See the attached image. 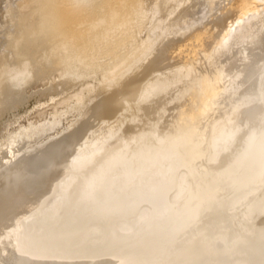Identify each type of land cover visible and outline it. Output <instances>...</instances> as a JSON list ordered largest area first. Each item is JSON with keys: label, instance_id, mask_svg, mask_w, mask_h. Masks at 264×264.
Here are the masks:
<instances>
[{"label": "water", "instance_id": "obj_1", "mask_svg": "<svg viewBox=\"0 0 264 264\" xmlns=\"http://www.w3.org/2000/svg\"><path fill=\"white\" fill-rule=\"evenodd\" d=\"M0 264H264V0H192L1 165Z\"/></svg>", "mask_w": 264, "mask_h": 264}, {"label": "bare ground", "instance_id": "obj_2", "mask_svg": "<svg viewBox=\"0 0 264 264\" xmlns=\"http://www.w3.org/2000/svg\"><path fill=\"white\" fill-rule=\"evenodd\" d=\"M191 1L13 0L16 8L9 20L17 19L21 24L9 38L5 34L7 40H0V51L6 53L4 49L13 48L21 38L26 43L20 46V52L16 48L19 64L10 68L9 63L8 70L2 57L5 53L0 54V166L73 125L102 94L119 85L141 63L178 12ZM41 3H46L45 10ZM148 18L151 22L145 26ZM27 20L28 29L24 28ZM44 22L49 33L43 32ZM55 34L61 37L62 45L46 46L45 41ZM88 50L103 51L113 62L105 66L97 83L88 80L91 75L95 77L93 69L101 63L98 57H90L88 62L86 54H82ZM74 57L86 60L85 66L89 64L92 74L77 70ZM6 114L13 115V119L6 122ZM25 117L27 123L23 124ZM14 125L15 129L8 130Z\"/></svg>", "mask_w": 264, "mask_h": 264}, {"label": "rangeland", "instance_id": "obj_3", "mask_svg": "<svg viewBox=\"0 0 264 264\" xmlns=\"http://www.w3.org/2000/svg\"><path fill=\"white\" fill-rule=\"evenodd\" d=\"M148 1V0H147ZM9 2H12V3H9ZM148 2H146V4H145V6H147L148 4H147ZM10 4H11V6H13V5H15V3H13V0H0V8H2V9H0V11H2V14H1V12H0V14H1V16L2 17H0V23H2V24H0V35H2V37L0 36V40L2 41L3 39H6L7 40V38H9V35H10V33L12 32V31H16L17 29H19V27H17V26H19V24H21V22H18V20L17 19H15V21L14 20H12V21H10L9 19L11 18L10 16H12V14H11V11H13V9H15L16 7L15 6H13V7H11L10 6ZM6 5V6H5ZM7 6H9L10 7V10H9V7H7ZM43 6H45L44 8H43ZM46 7H47V5H46V3H41V9H43V10H45L46 9ZM3 8H4V10H3ZM5 8H6V10H5ZM12 8V9H11ZM7 12V13H6ZM29 12V11H28ZM6 13V14H5ZM7 14H9L8 16H7ZM3 15H4V17H3ZM37 15V14H36ZM38 16V15H37ZM8 17V18H7ZM6 19V20H5ZM9 20V21H8ZM31 20V22H33L32 20L33 19H30ZM30 20H27L26 21V23H24V25L25 26H27V27H25L24 26V28H27L28 29V26L30 25ZM6 21H8L7 23H6ZM146 24H145V26L148 24V23H150L151 22V19L150 18H148L146 21ZM3 25V26H2ZM43 25H45V26H43L44 28L45 27H47L46 25L47 24H45V22H44V24ZM4 27V28H3ZM6 28V29H5ZM44 28H43V32L45 33H47L48 32V30H46V28H45V30L46 31H44ZM48 29V28H47ZM4 31V32H3ZM6 31V32H5ZM9 31V32H8ZM39 32H41V31H39ZM49 33V32H48ZM8 35V37L6 38V35ZM40 35V34H39ZM42 35V34H41ZM51 35V34H50ZM11 36V35H10ZM34 36V35H33ZM32 36V37H33ZM141 36H143L144 37V34L143 35H141ZM4 37V38H3ZM52 36H50L49 38L50 39H48V41H49V45H47L46 43L48 42V41H45L46 43H45V45L46 46H51L52 44H55V45H62V39H61V37H59V36H57V38H56V34H55V37H54V35H53V38H51ZM59 37V38H58ZM55 39L57 40V41H55ZM59 39L62 41H59ZM24 40V38H21V40L19 39V42H21V43H15L17 46H19V47H13V48H5L4 50H6V53H5V51H0V54H1V52L2 53H5L4 54V56H2V57H4L5 58V62H6V70H8V69H10V68H12L13 66L12 65H16L17 66V64H19V62H18V58L16 57V55L20 52V49L24 46V44L26 43V41H23ZM52 40H54V41H52ZM0 41V42H1ZM18 41V40H17ZM16 41V42H17ZM23 41V42H22ZM52 41V42H51ZM24 43V44H23ZM52 43V44H51ZM56 43H58V44H56ZM61 43V44H60ZM19 44H21V45H19ZM20 46H22V47H20ZM117 46H119V44L117 45ZM15 48V49H14ZM16 48L18 49V51H16ZM14 49V50H13ZM73 51V50H72ZM89 51V52H88ZM87 52L86 51H83L82 52V54H86V57H85V59L89 62L90 60H91V58L92 59H97V57H98V62L99 63H101V64H104V65H101L102 67H100V65L99 66H97V67H94L95 69H93V71H94V76L95 77H93L91 74H92V71L90 70V66H89V64H86V66H85V62H86V60H84V59H80L79 60V58H78V61H77V57H79V56H77V57H74L73 58V60L74 59H76L74 62H75V67H76V69L78 70V69H83L84 70V72L85 73H87L88 72V74L89 75H91L90 76V80H88V81H91L92 83H97L98 82V79H101L102 78V76H103V74L105 73V69H106V67L108 68V66L109 65H111L113 62H112V60H111V58L110 57H106L105 55H104V53H103V51H101V53L100 52H94V53H92L90 50H88ZM17 53V54H16ZM91 53V54H90ZM100 53V54H99ZM15 54V55H14ZM97 54V55H96ZM3 55V54H2ZM91 55V56H90ZM94 55V57H92ZM104 55V56H103ZM15 56V57H14ZM99 56H101V57H99ZM91 57V58H90ZM12 58V59H11ZM106 60H105V59ZM89 59V60H88ZM105 60V61H104ZM109 60H110V62H109ZM102 61V62H101ZM11 62H12V64H11ZM13 62H14V64H13ZM18 62V63H17ZM112 62V63H111ZM9 63H10V68L8 67V65H9ZM17 63V64H16ZM82 63V64H81ZM85 66V67H84ZM104 66V67H103ZM106 66V67H105ZM79 67V68H78ZM88 67V68H87ZM97 68V69H96ZM100 68V69H99ZM85 69H87V70H85ZM96 70H97V72H96ZM99 70V71H98ZM102 70V71H101ZM104 71V72H103ZM95 72H96V74H95ZM98 74V75H97ZM94 78V79H93ZM97 79V80H96ZM97 81V82H96ZM49 109V110H48ZM47 110L48 111H50L51 110V107H49V108H47ZM34 113V111H31L30 112V114H29V116H30V118H32V117H34V114L32 115V114ZM9 119H13V115H9V114H6V122L9 120ZM25 119H27V117H25V118H23L22 120H21V123H27V120H25ZM15 126H17V125H14L13 127H9L8 128V130H13V129H15L16 127ZM6 133H7V131H6Z\"/></svg>", "mask_w": 264, "mask_h": 264}]
</instances>
